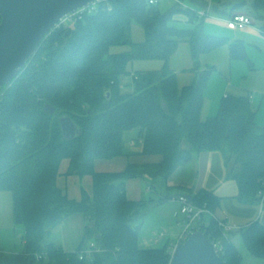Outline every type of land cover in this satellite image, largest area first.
<instances>
[{
    "label": "trees",
    "instance_id": "1",
    "mask_svg": "<svg viewBox=\"0 0 264 264\" xmlns=\"http://www.w3.org/2000/svg\"><path fill=\"white\" fill-rule=\"evenodd\" d=\"M179 1L206 6L205 0ZM161 4L157 0L100 3L73 27L51 30L26 68L2 88L0 191L12 194L15 223L25 228V250L1 253L0 264H170V241L163 247L142 248L139 230L150 209L171 195L161 194L158 201L130 200L126 183L149 176L151 189L165 190L180 166L205 152H221L227 165L233 159L228 178L238 185V201L264 210V125L256 123L250 97L228 95L216 116L201 120L205 88L214 70L212 66L200 70L201 56L229 45L232 59L246 60L252 67L245 46L206 33L205 17L197 9L175 1L163 10ZM252 5L264 12V0H253ZM179 15L194 27L174 25ZM134 22L144 29L141 43L132 40ZM181 42L191 45L198 78L180 91L168 62ZM124 45L133 49L111 52ZM135 60H161L164 66L134 73L133 90L125 92L120 79L131 74L128 66ZM47 105L55 108L53 114L45 110ZM63 115L81 127V136L64 137ZM132 131L144 142L143 155L160 160L130 163L122 172H97L96 160L125 154V135ZM64 160L70 163L67 175L92 177V191L83 190L80 199L70 198L58 185ZM182 194L212 214L221 206L222 197L213 190ZM75 215L84 217L86 225L77 249L66 252L47 237ZM199 228L211 241H221L224 264H242L229 232L213 216H205ZM241 234L250 253L264 259V224L257 220ZM90 243L101 251L92 262L81 260L79 252Z\"/></svg>",
    "mask_w": 264,
    "mask_h": 264
},
{
    "label": "crops",
    "instance_id": "2",
    "mask_svg": "<svg viewBox=\"0 0 264 264\" xmlns=\"http://www.w3.org/2000/svg\"><path fill=\"white\" fill-rule=\"evenodd\" d=\"M157 1L162 2V0H157ZM167 1L173 4L176 0H167ZM205 2H206V6L199 7L194 5L193 8L198 10L206 9V8L210 9L209 10L210 16L205 18L204 28L206 33L215 36H220L217 33L224 32L220 34H225L224 36L222 35V37H227L230 40V42H235V41L242 42L245 46L247 56L250 60H251L249 56L250 52L248 50L249 45L261 46L264 51V41H263L264 34L262 33V28L264 30V12H259L253 7L252 5L253 0H238V1L205 0ZM248 8L251 9V11H249ZM235 13H246L249 16H251L254 20L253 26L247 27L244 30H236L230 28L227 25L226 21ZM226 28L234 30L233 32L234 34L229 35V33H227ZM157 61H161V60H157ZM200 62H201V69H200L201 71L205 70L210 66L214 67V70L210 76V79L207 83L204 92L205 96L203 101V107L201 110L202 121H205L209 117L216 116L219 112L222 99L228 95L250 97L253 108L254 97L250 94L249 92L250 90L244 87L246 85L242 84L240 80H236L235 76L238 70L239 71L241 70L242 71L241 78L249 77L250 72L248 70L254 68V66L252 67L249 66L246 60L232 59L229 45H225L215 51L203 54L200 58ZM242 63L248 64L247 66L250 69L248 67L244 68ZM163 66H164V62L162 61L160 62V67H158L159 69L155 71L161 70ZM168 67L176 75L177 86L180 91L184 87L192 85L197 80L198 73L195 70L191 45L188 42H181L179 44L176 52L172 55V57L168 62ZM246 74L249 75L246 76ZM133 75L134 73L133 74L131 73L127 76H123L120 79V85L125 92H131L133 90V85H134ZM143 146H144V142L142 139L138 137V134L136 132V135L134 137H130L127 143L125 141L124 144L125 154L123 156L114 159H98L95 162V170L97 172H107V173L122 172L126 169V167L130 163L145 164V163H154L160 160L159 156L143 155L142 153ZM205 153H209V152H205ZM205 153L199 154L198 155L199 159L200 157H204V155H206ZM131 158L139 159L140 162L130 161ZM197 162L198 161L195 159V157H193L191 161L180 166L169 177L164 194L171 195V198L163 200L158 204V206L160 205L163 207L166 204V202L173 203V205L178 203L180 205L179 201L177 200V197L181 195L185 190L198 191L201 189H209L215 191L219 196L222 197V202H221V206L214 212V215L218 219L230 221L235 226V229L229 232V238L240 252L237 243L238 241L236 238L237 233H240V235L242 236L241 231L244 228L250 226L252 223H254L257 220L263 222L264 224V210L261 206L258 205H245L240 201L236 202L234 197L237 194V189L231 195V197L233 198L220 195V193H218L216 189L217 188L216 181L219 175L216 176V181H215V177H213V175H211L209 171L207 172L203 170L201 171V168L199 167V164ZM69 165H70L69 160H64L62 162L61 167L63 168L61 170L60 167V176L58 182L62 180V178L64 177L63 178L64 186L62 185L63 187H61L59 184L58 185L69 195L70 198L80 199L83 190H86L88 192L92 191L93 189L92 177L85 176L81 178L74 175H67ZM204 173H207V175L204 176L203 175ZM211 176L214 178V183L209 182ZM227 179H229L228 176ZM142 180H147L149 182L147 191L157 193V191L154 189L155 187L152 188V190H149V187H151V183H152L149 176L129 179L126 183V193H127V197L130 200H141L145 198L143 196L144 193L142 188ZM180 207H179V211H180ZM179 214H181V212H177L176 214L174 213L175 219L173 223L169 224L168 226H175L177 228H181V226L183 227L185 220L180 221ZM66 222H70L71 224L74 225L71 228V231L74 230L73 239L76 240L75 243L68 244L66 243L67 241L63 243L64 241L58 238L56 233L60 231L62 224L54 230L56 234V239L54 238V240H50V241L61 246L66 252H74L77 249L78 243L83 236L86 220L81 215H75L69 217L66 220ZM143 224L140 229H143L142 228ZM53 232L51 233L50 236H52ZM162 233L159 234L153 233L156 235V237L153 236L154 238L152 237L148 239L144 238V240L142 239L141 240V244H143L142 248H157V247H161L160 246L161 243L166 244L168 241H170V246H171L170 251L172 252V250L174 249L177 243V237H176V241L175 240L173 241L171 237L166 235L165 232ZM166 236L168 238H166ZM67 239L68 238L66 236V240ZM24 242L23 245H25Z\"/></svg>",
    "mask_w": 264,
    "mask_h": 264
},
{
    "label": "rangeland",
    "instance_id": "3",
    "mask_svg": "<svg viewBox=\"0 0 264 264\" xmlns=\"http://www.w3.org/2000/svg\"><path fill=\"white\" fill-rule=\"evenodd\" d=\"M238 1V0H235ZM186 6L188 7H194L193 4L190 2H185ZM171 2L167 0H162L161 7L162 9H166L167 6H169ZM249 11L251 9L248 8ZM174 25L177 27H183V28H192L194 27V24L188 23V18L185 15H179L177 17V21L174 22ZM227 33L229 35H233L234 30H231L229 28H226ZM214 33V32H212ZM224 33V32H220ZM217 33L220 36H224L225 34ZM132 40L134 43H141L145 40V32L142 27L137 22H134L132 25ZM264 41V40H263ZM133 49L130 45H124V46H114L111 48L112 53H121L125 51H131ZM248 50L250 52V58L252 60V63L254 68H249L246 63H242L244 68H249L248 70L250 73V76L247 78H241L242 71L238 70L236 73V80H240L242 84H245L247 89H249L250 94L254 97L253 102V108L256 112V123L259 126L264 125V51L261 46L255 45H249ZM160 62L157 60H135L132 63L129 64L128 68L131 71V73L136 72H148V71H155L158 70L160 67ZM250 66V65H249ZM249 74H246L248 76ZM136 135L135 131L128 132L125 135V141L126 143L130 139V137H134ZM204 157H198V155H195V159L198 161L199 167L201 168V171H209L213 177H217V184L216 189L217 192L220 193V195H224L230 198L232 193L236 191L237 194L234 197L236 202H238L237 195H238V186L237 183L234 180L227 179L228 172L231 169V167L234 164L233 159L230 161V164H226V161L224 159V156L221 152H209L205 153ZM130 161L133 162H140L139 159L131 158ZM200 161V163H199ZM63 167H61L62 170ZM225 174V176H224ZM204 176L207 175V173L203 174ZM211 176L209 179L210 183H214V178ZM62 178V177H60ZM64 178V177H63ZM60 180L58 184L63 187V181L64 179ZM62 183V184H61ZM63 185V186H62ZM149 185V182L147 180H142V188H143V196L145 198H155L157 201L159 200L161 194L165 195V190H161L159 187L157 193L149 192L147 191V187ZM156 204V203H155ZM154 204V205H155ZM158 203L150 209L148 212L144 224L143 229L139 230V245L140 247L143 246L141 244V240L144 238H152L153 236L156 237L153 233H162L165 232L167 236L171 237V239L176 241V237L178 238L180 231H182L183 227L177 228L175 226H168L169 224L173 223L174 221V213L176 214L179 211L180 205L178 203L174 204L170 202H166V204L162 206H158ZM180 221L185 220V217L181 214H179ZM263 223V222H261ZM74 225L70 222H64L62 224V227L60 231L57 234L58 238L65 241L68 244L75 243L76 240H74V233L71 228ZM24 232L25 228L23 225H18L15 223L14 219V209H13V201H12V194L9 191H0V254L1 253H22L25 250V245H23L24 242ZM55 231L53 232L52 236H48L47 240H54L56 239ZM67 236V240H66ZM166 236V238H168ZM153 237V238H154ZM237 243L238 248L240 249L241 255H242V264H264V259L255 257L252 255L247 248L246 244L243 241L242 236L240 233H237ZM165 243H161L160 246L163 247ZM66 246V245H65ZM24 247V248H23ZM48 261L45 260V263Z\"/></svg>",
    "mask_w": 264,
    "mask_h": 264
},
{
    "label": "water",
    "instance_id": "4",
    "mask_svg": "<svg viewBox=\"0 0 264 264\" xmlns=\"http://www.w3.org/2000/svg\"><path fill=\"white\" fill-rule=\"evenodd\" d=\"M94 1L0 0V93L26 68L41 42L66 15ZM45 110L55 112L51 105ZM60 124L67 140L82 135L81 127L70 116H61ZM171 255L170 264H224L215 244L201 230L177 244Z\"/></svg>",
    "mask_w": 264,
    "mask_h": 264
},
{
    "label": "built area",
    "instance_id": "5",
    "mask_svg": "<svg viewBox=\"0 0 264 264\" xmlns=\"http://www.w3.org/2000/svg\"><path fill=\"white\" fill-rule=\"evenodd\" d=\"M105 1L107 0H95L87 6H84L74 11L73 13L66 15L57 27H73L75 25V22L82 18L83 14L96 11L99 4ZM154 1L155 0H151L152 3ZM176 1L182 4L183 7L188 8L185 3L179 0ZM193 10L196 9L193 8ZM209 10V8H206L200 10L197 9L196 11L201 17L207 18L210 16ZM226 22L230 28L236 30H244L247 27L253 26L254 24L253 18L246 13H235L230 18H228ZM149 190H152L151 187H149ZM177 200L179 201L181 206L180 212L185 217V223L182 231L177 238L176 245L181 242H185L194 231L200 230L199 226L202 224V222L204 221V217L207 215L213 216L219 222V225L224 229L225 232H230L235 229V226L230 221L216 218L215 215L212 214L206 206L195 205L192 200L190 201L189 196L181 194L177 197ZM212 242L215 244L217 251L220 253L223 250V244L221 243V241ZM99 251L101 250L95 245V243H90L88 247L81 250L78 255L81 260L88 259V261L92 262L94 260V254Z\"/></svg>",
    "mask_w": 264,
    "mask_h": 264
}]
</instances>
